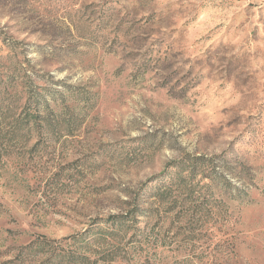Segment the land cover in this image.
<instances>
[{
  "label": "rangeland",
  "instance_id": "rangeland-1",
  "mask_svg": "<svg viewBox=\"0 0 264 264\" xmlns=\"http://www.w3.org/2000/svg\"><path fill=\"white\" fill-rule=\"evenodd\" d=\"M0 264H264V0H0Z\"/></svg>",
  "mask_w": 264,
  "mask_h": 264
}]
</instances>
